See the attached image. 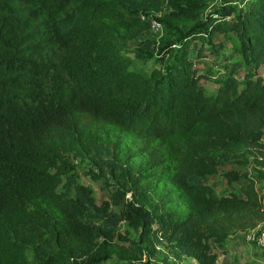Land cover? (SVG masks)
<instances>
[{"label": "trees", "instance_id": "obj_1", "mask_svg": "<svg viewBox=\"0 0 264 264\" xmlns=\"http://www.w3.org/2000/svg\"><path fill=\"white\" fill-rule=\"evenodd\" d=\"M151 17L163 31L141 37ZM230 31L235 63L253 72L238 83L229 70L206 94L189 47H220L214 35ZM128 40L159 65L132 68ZM263 128L264 0H0V264H31L27 247L34 264L106 260L127 251L113 238L122 219L150 257L164 241L173 258L214 264L212 244L264 221V174L242 176L241 194H218L207 176L246 149L264 166ZM81 154L123 174L120 212L75 182Z\"/></svg>", "mask_w": 264, "mask_h": 264}, {"label": "rangeland", "instance_id": "obj_2", "mask_svg": "<svg viewBox=\"0 0 264 264\" xmlns=\"http://www.w3.org/2000/svg\"><path fill=\"white\" fill-rule=\"evenodd\" d=\"M220 1L222 0H211V3L215 4ZM241 1L238 0L239 3ZM149 21L153 24L141 37L156 38V35L159 34L155 29L158 22L155 20V17H151ZM214 39L220 40V47L208 48L206 47V43L200 39L192 42L189 47V54L192 58L196 73L202 74V77L198 79V83L206 94L214 92L217 82L216 78L225 75L229 70L234 72L238 83L241 82L244 71L253 72L251 66L245 70L246 66L235 63L239 55L233 49L235 39L232 31L228 32L225 36L216 33ZM200 45L202 46L203 51L201 52L203 55H198L197 50ZM134 47V40H128L126 44L119 47V52L131 59L130 66L132 68L148 72L151 67L159 65L156 57L157 53L153 52L148 54L145 59L138 58L134 55ZM256 72L262 74V68L257 67ZM260 139L264 142V128ZM70 159L69 172L74 176L76 183L85 184L89 187V194L93 198L95 205L100 204L103 199H107V210L120 212L129 200L130 193L129 185L124 184L123 174H119L117 171L105 166L100 157L96 159V157L92 158L89 155L81 154L76 157L70 155ZM98 164L102 166L100 167ZM226 172H236L238 178L229 180L225 176ZM260 174H264V166L260 165L254 157L252 150L246 149L240 156H230L219 160L214 172L207 176L206 181L218 194L230 191L240 194L245 181L242 176L249 175L250 177H257ZM255 187L260 189V193H264V181L262 179L255 182ZM57 189L62 190L63 186L58 185ZM112 192L114 193L112 194ZM66 194L68 196H74L73 188L69 187ZM152 226H155V223ZM116 230L118 231V235L113 237L114 240L118 244L125 246L127 251H111L106 260L93 264H175L172 258L168 259V256H170L168 253L173 252L171 243L152 240L155 252L150 257L149 252L151 247L149 242L144 240L141 242L138 241V229L129 226L126 220L122 219L118 222ZM44 246L48 250L51 249V245L46 244V242L40 244L41 248ZM25 253L31 264L36 263L38 258L32 248L27 247ZM58 264L74 263L73 259L69 258Z\"/></svg>", "mask_w": 264, "mask_h": 264}, {"label": "crops", "instance_id": "obj_3", "mask_svg": "<svg viewBox=\"0 0 264 264\" xmlns=\"http://www.w3.org/2000/svg\"><path fill=\"white\" fill-rule=\"evenodd\" d=\"M256 189L260 191L257 187ZM244 232L235 231L218 244L211 245V250L216 252L214 264H264V252L253 242L246 240ZM170 258L175 264H196L194 258L186 255H180L178 259L170 255L168 259Z\"/></svg>", "mask_w": 264, "mask_h": 264}, {"label": "built area", "instance_id": "obj_4", "mask_svg": "<svg viewBox=\"0 0 264 264\" xmlns=\"http://www.w3.org/2000/svg\"><path fill=\"white\" fill-rule=\"evenodd\" d=\"M153 23L150 22V27ZM156 30L159 34L162 33V26L157 23ZM158 35V34H157ZM244 237L246 240L253 242L257 247H259L264 252V221L257 225L255 228L245 230Z\"/></svg>", "mask_w": 264, "mask_h": 264}]
</instances>
